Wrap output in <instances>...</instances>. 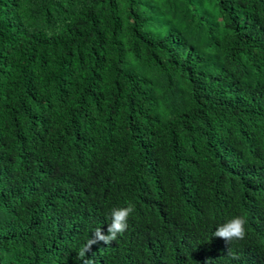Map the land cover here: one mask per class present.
Here are the masks:
<instances>
[{"label": "trees", "instance_id": "16d2710c", "mask_svg": "<svg viewBox=\"0 0 264 264\" xmlns=\"http://www.w3.org/2000/svg\"><path fill=\"white\" fill-rule=\"evenodd\" d=\"M86 260L264 264V0H0V264Z\"/></svg>", "mask_w": 264, "mask_h": 264}, {"label": "clouds", "instance_id": "9594fccd", "mask_svg": "<svg viewBox=\"0 0 264 264\" xmlns=\"http://www.w3.org/2000/svg\"><path fill=\"white\" fill-rule=\"evenodd\" d=\"M134 211L135 206L131 202H128L125 206L112 207L109 212L110 223L107 225V234H104L101 227H97L87 242L81 247L79 256L82 258L87 257L86 254L92 251V246L95 244L102 242L104 245H107L115 241L119 235L126 231L128 219ZM246 224L247 219L243 215L233 216L224 223L216 225L212 236L222 239L226 244L234 240L243 239L246 235ZM209 261L206 260L205 264H209ZM85 264H92V262L86 260Z\"/></svg>", "mask_w": 264, "mask_h": 264}]
</instances>
